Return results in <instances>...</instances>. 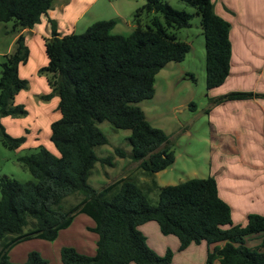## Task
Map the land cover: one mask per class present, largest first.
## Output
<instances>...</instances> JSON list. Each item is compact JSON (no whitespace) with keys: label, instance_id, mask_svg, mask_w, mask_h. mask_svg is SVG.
<instances>
[{"label":"trees","instance_id":"1","mask_svg":"<svg viewBox=\"0 0 264 264\" xmlns=\"http://www.w3.org/2000/svg\"><path fill=\"white\" fill-rule=\"evenodd\" d=\"M200 16L205 46L207 89L219 87L230 73L231 24L218 15L211 0H184ZM54 0H0V22L12 21L17 36L13 50L4 54L0 74V116L25 114L15 95L28 87L18 68L27 61L24 28H32L52 8ZM191 13L172 7L167 0H145L133 13L134 28L127 34L112 30L114 18L97 20L82 33L61 35L56 22H50V36L43 38L46 64L44 74L50 92L47 100L58 96L60 118L50 124L49 140L57 154L39 146L18 157L34 180L19 182L0 176V264H46L37 251L26 261L15 263L8 251L16 243L41 238L54 240L59 230L70 225L78 213L91 217L97 234L94 255L71 246L60 250L63 264H169L171 249L163 255L146 242L138 226L155 221L162 234L174 235L179 250L191 243L215 244L206 254V264H264V239L254 247L245 244L248 235L264 232V215L249 213L244 225L234 224L230 205L218 193L214 176L193 177L177 184L160 186L156 172L175 159L168 136L150 124L137 105L154 95L156 74L171 61L180 62L190 44L178 38L177 31L190 25ZM258 93L230 91L215 102L243 100ZM108 121L130 131V153L117 147L119 157L138 161L132 175L120 177L97 189L88 183L96 162L111 163V157H98L94 147L106 144L107 137L97 123ZM1 142L17 149L23 136L8 135L0 125ZM144 176L143 182L136 181ZM137 177V178H136ZM157 190V200L150 193ZM79 200L63 209L70 194Z\"/></svg>","mask_w":264,"mask_h":264},{"label":"rangeland","instance_id":"2","mask_svg":"<svg viewBox=\"0 0 264 264\" xmlns=\"http://www.w3.org/2000/svg\"><path fill=\"white\" fill-rule=\"evenodd\" d=\"M55 1L58 2L59 0ZM132 1H136L137 7L145 3V0ZM167 2L176 9L185 10L192 14L190 25L177 31L178 38L190 44V50L182 61L168 62L156 74L152 98L137 103L150 124L161 128L166 133L168 145L174 152V162L162 170L161 173L154 175L160 186L177 184L193 177L201 178L208 175L215 176V174L221 176V172L225 170V168L221 170L217 166L215 155L217 151L210 149L213 145V139L218 137V134L214 133L210 126L211 113L224 110H219L217 104L220 103L215 102V99L223 94H212L211 91L220 92L223 88L215 90L218 87L212 89L206 87L205 46L200 16L196 14L195 8L184 0H167ZM94 7L95 4L87 9L80 18L75 27L76 33H82L86 29L82 27V25L84 26L83 22L90 21V15H92ZM134 11L124 9L123 18L125 17V19L118 18L119 26L112 32L129 34L131 29H128V27L133 26L132 28H134L132 22ZM12 27V21L0 22V74L1 62L4 60L3 55L13 50L17 33L13 31ZM24 39L29 49V55L27 61L19 66L18 74L28 81V87L20 90L15 95L13 103L22 104L26 109V113L0 116V125L8 135L13 137L23 136L25 138L20 147L9 149L3 146L0 134V176L7 175L19 182L34 180V178L18 160V157L35 152L39 146H43L50 152L57 154V150L49 140V136L50 124L60 118V112L57 109L58 96H52L47 100L42 98V95L50 92V87L47 84L45 75L38 73V70L46 63L40 35L34 36L26 32L24 33ZM253 82L251 78L248 80L247 78L242 79V83L246 86L248 84L252 85ZM213 104L215 105L213 106ZM97 126L107 137L108 142L95 146V154L98 157H111L109 161L112 162V164L109 162H96L90 170L88 183L99 189L104 184L120 177L132 175L136 171L134 168L136 161L129 156L119 157L115 152V148L119 147L126 153H130L131 146L127 140L130 133L128 129L116 128L105 120L98 122ZM237 171V179L239 182L245 183L249 169L246 166H240ZM145 179L147 178L140 176L136 181L143 182ZM79 198L80 195L76 193L66 196L62 201L63 209L65 210L76 203ZM150 198L152 201L157 200V190L150 193ZM81 217L87 218L84 215ZM85 222L82 218H77L71 227L75 231L72 234L73 237L78 238V240H81L82 236L79 235V231H84ZM153 223L157 225L156 222ZM157 231L163 237L164 234L161 233L159 226H157ZM149 233L150 242L159 243L158 245L162 247L165 240L163 241L157 235H153L152 230ZM166 241L168 244L165 248L171 249L173 255L178 253L177 250H184H176L172 248L170 240ZM254 242H256L254 239L248 240V244H254ZM47 243H49L47 240L41 238L18 242L9 249V259L15 263H22L26 261L29 252L37 251L47 261L46 264H62L60 254L58 251L56 253L57 244ZM192 244L195 245V243ZM166 250L160 255H163Z\"/></svg>","mask_w":264,"mask_h":264},{"label":"crops","instance_id":"3","mask_svg":"<svg viewBox=\"0 0 264 264\" xmlns=\"http://www.w3.org/2000/svg\"><path fill=\"white\" fill-rule=\"evenodd\" d=\"M84 1L87 0H59L58 2L54 0L52 8L41 16L39 23L32 28L22 29L20 33L28 32L34 36L40 35L43 44V38L50 36V19L56 22L57 31L61 35L76 33L75 27L80 18L94 4L90 21L83 22V29L94 21L114 18L116 24L113 30H115L119 26L118 18L125 19V17L123 18L124 9L127 8L133 12L137 8L136 1L132 0ZM211 1L215 12L231 24L230 40L232 45L230 73L224 83L215 90L223 89L220 92L211 91L212 94H225L230 91H252L259 94V96L249 99L219 102L217 108L224 110L213 111L210 117L212 120L210 126L214 133L218 134V137L213 139L210 149L217 151L215 154L217 166L221 170L225 168L221 172V176H216V174L214 176L217 181L218 193L230 205L233 223L244 225L249 213L264 215V0ZM132 27H128V29L132 31ZM244 78L247 80L251 78L254 82L252 85L246 86L242 83ZM240 166H246L249 169L245 183H241L237 179V168ZM137 167L138 161L134 165L135 169ZM161 171L156 172L155 176ZM83 215L87 218L81 217ZM77 218L86 221L83 231L85 233L79 231V235L82 236L81 240L72 235L75 231L71 227ZM153 222L155 221H148L138 226L145 235L149 247L158 254H162L167 249V247L165 248L168 244L166 240H170L172 248L177 250L178 238L174 235H162L163 237H161L157 231L158 224L155 225ZM93 226L94 221L91 217L84 213H78L70 225L59 230L57 237L54 240H47L49 242L47 244H57L56 253L58 251L59 254L62 247L71 246L80 253L94 255L97 234L89 230V227ZM150 230L153 235L165 240L162 247L158 245L159 243L150 242ZM250 239H254L256 242L248 244ZM263 239L264 232L251 234L245 238V244L254 247ZM215 244L222 246L224 242L210 245L205 242L195 245L191 243L183 251L177 250L178 253L173 255L169 264H206L207 251L212 250ZM212 264L221 263L215 259Z\"/></svg>","mask_w":264,"mask_h":264}]
</instances>
